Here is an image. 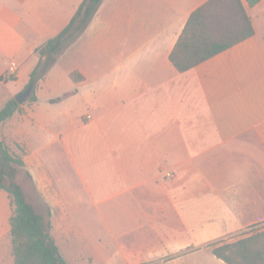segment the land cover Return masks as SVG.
Wrapping results in <instances>:
<instances>
[{"label": "crops", "instance_id": "obj_1", "mask_svg": "<svg viewBox=\"0 0 264 264\" xmlns=\"http://www.w3.org/2000/svg\"><path fill=\"white\" fill-rule=\"evenodd\" d=\"M81 1L0 0V107L29 84L39 48L69 23ZM207 1L102 0L84 31L38 80L47 89L61 59L69 53L85 57L67 71L73 88L46 98L50 104L76 101L60 114H42L39 88L31 107L19 104L0 123V140L23 160L37 190H72L57 165L59 154L66 158L86 205L110 235L120 227L107 208L130 215L137 204L145 211L149 190H158V211L172 210L185 235L159 236L151 248L148 221L131 215L126 264L145 258L227 264L211 251L217 238L264 221V45L257 27L253 23L254 35L186 71L170 60L190 14ZM243 4L250 16L263 10L264 0ZM167 162L174 163L173 177L156 181L158 169L151 164ZM46 198L53 209L62 206L57 193ZM74 201V211L82 212V202ZM11 212L9 194L0 189V264H14ZM80 214L76 237L85 245L75 241L97 254L101 235L90 239ZM50 219L55 240L53 226L72 234L70 219ZM182 242L190 249L177 254ZM162 250L169 256L158 258Z\"/></svg>", "mask_w": 264, "mask_h": 264}, {"label": "trees", "instance_id": "obj_2", "mask_svg": "<svg viewBox=\"0 0 264 264\" xmlns=\"http://www.w3.org/2000/svg\"><path fill=\"white\" fill-rule=\"evenodd\" d=\"M101 1L82 0L69 23L39 48L41 59L31 72L30 82L36 83L46 75L67 46L84 31ZM244 1L253 7L261 0ZM254 33L243 0H208L190 14L170 60L183 72ZM74 75L72 72L71 77ZM18 106L11 98L0 107V123ZM17 167H25L23 160L11 154L0 140V189L11 200L9 238L14 264H69L51 233L50 212L43 215L28 201L23 186L17 181ZM211 251L227 264H264V229L231 242L217 241Z\"/></svg>", "mask_w": 264, "mask_h": 264}, {"label": "rangeland", "instance_id": "obj_3", "mask_svg": "<svg viewBox=\"0 0 264 264\" xmlns=\"http://www.w3.org/2000/svg\"><path fill=\"white\" fill-rule=\"evenodd\" d=\"M250 18L252 21V24L254 23L257 27L261 39L264 45V7L262 11L255 12L251 11ZM81 47L83 48V41L81 42ZM90 59V58H89ZM92 60V59H91ZM87 59L85 57H81L79 54L76 55L75 53H69L66 57L61 59V61L58 63L57 67L51 72V75H49L48 79V85L47 89L45 88V82L44 80L38 81L34 83V88L29 97L22 103H19L20 105H25L28 107H31V105L36 100L35 98L31 96H35V91L39 88H42L44 91L41 92L40 100H39V109H41L42 114H47L50 112H53L55 114L61 113L63 109H66L70 106L72 102L76 101V98L73 99H64L62 102L50 104L46 101V98L48 95L52 94H58L62 95L65 91L73 88V83L70 77L67 76V71L73 67V65L76 64H83L86 62ZM31 97V98H30ZM54 100V99H53ZM52 101V100H51ZM1 105V104H0ZM20 105L18 107H20ZM42 135H40L41 138H44L45 132H41ZM43 136V137H42ZM58 166L61 168L63 173L65 174L64 181L69 183V186L72 190H37V187L35 185V182L33 181L32 177L29 173H27V169L21 168L18 169V176L17 181L23 186L25 194L27 196L28 201L35 207V209L43 214L46 215L48 212H50L51 205H49L48 200L46 198V193H57L59 199L61 200L62 206L53 209L52 213L50 212V215L52 216L55 221L61 222V218L64 216L68 219H70L71 222H73V225L69 227L71 231V235H66L63 233L62 227L53 226V229L55 231V237L59 246V249L63 256L67 259L69 264H126L127 260L125 257V252L127 250V237H126V226H127V217L132 215V219H145L148 221L149 227V238H150V245L151 248H154L155 246H158L157 242L153 243V241H156L157 238L160 236L166 237V240H168L169 236L177 235L184 237L185 232L180 224L175 220L173 211L166 208L165 211L159 212L158 211V190H149V204L147 206V209L142 210L140 206L135 205L134 210L130 215L126 212H118V209H112L107 208V210L111 213H109V219L117 220L114 221L118 224V230L114 233L112 232L107 233V228L105 227V224L102 223L95 217L93 209L88 207L86 205V202L84 201V194L81 193V190H78V184L77 180L74 177V174L70 168V166L67 163V160L64 156L60 155L58 156ZM56 162V160L54 161ZM157 166L156 181H163L164 179L172 178L174 172V163L173 162H167L166 164H151ZM75 189V190H73ZM79 200L82 206V212L81 210L74 211L73 205L75 203L74 200ZM166 201L170 203V196L166 195ZM79 205V204H78ZM50 206V207H49ZM63 208V209H62ZM84 212V221L87 223L86 228L90 232V236L92 239L98 237V235H101L98 238L99 245H103V248L99 250L97 254H93L84 250H81V243L85 245L84 239H78L76 236L77 231L81 230L78 225V219L80 213L83 214ZM122 214V215H121ZM128 215V216H127ZM164 220V222H163ZM159 221L162 223L159 228ZM110 228V227H109ZM106 229V230H105ZM264 229V221L259 222L258 224L251 226L249 228H246L240 233H236L233 235H230L224 239L217 238L218 241L224 240V241H234L245 234L252 233L258 230ZM159 237V238H160ZM79 241H75V239ZM118 239V240H116ZM161 239V238H160ZM220 239V240H219ZM216 240V239H215ZM168 244V243H166ZM186 243H181V249H179V253H183L190 249L189 247H184ZM162 254L159 255L158 258L169 256L168 251L162 250ZM165 255V256H164ZM154 259H140L139 264H157L158 261H153ZM166 260H164L165 262Z\"/></svg>", "mask_w": 264, "mask_h": 264}, {"label": "water", "instance_id": "obj_4", "mask_svg": "<svg viewBox=\"0 0 264 264\" xmlns=\"http://www.w3.org/2000/svg\"><path fill=\"white\" fill-rule=\"evenodd\" d=\"M33 86H34V82L31 81L22 91H20L18 94H16L14 97L16 102H18V103L24 102L29 97V95L31 94V92L33 90Z\"/></svg>", "mask_w": 264, "mask_h": 264}, {"label": "built area", "instance_id": "obj_5", "mask_svg": "<svg viewBox=\"0 0 264 264\" xmlns=\"http://www.w3.org/2000/svg\"><path fill=\"white\" fill-rule=\"evenodd\" d=\"M10 70L13 71L14 70V67H10ZM87 117H89V115H87Z\"/></svg>", "mask_w": 264, "mask_h": 264}]
</instances>
